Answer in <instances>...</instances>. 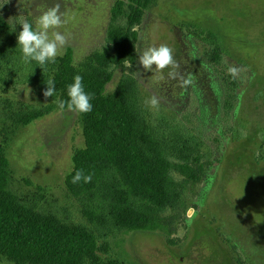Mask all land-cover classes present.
I'll return each mask as SVG.
<instances>
[{
	"label": "rangeland",
	"instance_id": "1",
	"mask_svg": "<svg viewBox=\"0 0 264 264\" xmlns=\"http://www.w3.org/2000/svg\"><path fill=\"white\" fill-rule=\"evenodd\" d=\"M116 1L0 0L9 26L0 33V146L9 192L36 213L90 232L97 261L81 264H264V0H155L135 28L133 64L112 69L106 94L132 77L148 131L177 157L169 156L172 164L179 160L197 176L174 174L179 199L156 214L155 229H122L100 191L74 196L66 189L72 156L84 144L82 124L77 112L43 96L41 80L52 68L24 63L17 34L59 2L65 23L58 31L68 42L57 58L70 47L81 71L93 54L114 53L107 33L125 24L124 16L112 20ZM161 44L173 49L178 67L145 72L138 55ZM32 111L44 114L16 122ZM0 264L15 263L0 254Z\"/></svg>",
	"mask_w": 264,
	"mask_h": 264
},
{
	"label": "trees",
	"instance_id": "2",
	"mask_svg": "<svg viewBox=\"0 0 264 264\" xmlns=\"http://www.w3.org/2000/svg\"><path fill=\"white\" fill-rule=\"evenodd\" d=\"M154 1L115 2L111 10L112 20L124 16L125 24L112 27L107 33L114 53L93 54L91 63L81 71L73 66L70 47L55 63H46L52 68L50 79L55 82L57 93L54 98L67 99V85L76 75L83 77L85 91L92 94V111L78 113L84 144L72 156V170L64 179L65 187L74 196L100 191L101 197L108 202L111 221L128 231L155 229L156 214L173 206L179 199L180 184L174 174L182 173L197 181L188 165L179 160L174 164L169 161V156L177 157L170 153L163 140L148 131L134 103L132 77H124L112 94H106V86L113 79L112 69L133 64L137 41L135 28ZM8 31L7 22L0 17V33ZM213 52V60L219 61V49ZM3 56H6V50L0 47V57ZM41 81L47 82L43 77ZM43 114L40 111L19 114L16 122L28 125ZM182 155L187 163L188 156ZM8 165L0 146V254L15 264L96 262L98 246L90 232L82 227L68 226L55 217L36 213L9 192ZM77 169L91 174V181L73 184L72 176Z\"/></svg>",
	"mask_w": 264,
	"mask_h": 264
},
{
	"label": "clouds",
	"instance_id": "3",
	"mask_svg": "<svg viewBox=\"0 0 264 264\" xmlns=\"http://www.w3.org/2000/svg\"><path fill=\"white\" fill-rule=\"evenodd\" d=\"M63 17L61 4L58 2L37 18L35 28L28 21L20 24L22 30L17 34V45L22 53L24 63L35 61L40 68L46 63H55L56 58L68 42V37L58 31L65 23ZM138 63L145 72H150L153 67L158 71L178 67L173 49L166 44H161L158 47H148L143 50L138 55ZM169 75L174 77L175 72H170ZM45 84L46 88L42 93L43 96L45 98L56 96L55 82L49 79ZM66 95L67 99L57 98L55 101L60 111L68 109L79 114H87L92 111V94L85 91L82 76H74L72 83L67 85ZM151 103L156 104V100L153 98ZM91 179V174H85L82 169H77L71 182L73 184L81 181L88 183Z\"/></svg>",
	"mask_w": 264,
	"mask_h": 264
}]
</instances>
